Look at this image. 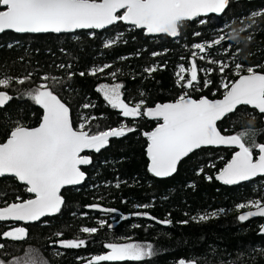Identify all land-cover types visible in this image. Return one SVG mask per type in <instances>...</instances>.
<instances>
[{"label":"trees","instance_id":"obj_1","mask_svg":"<svg viewBox=\"0 0 264 264\" xmlns=\"http://www.w3.org/2000/svg\"><path fill=\"white\" fill-rule=\"evenodd\" d=\"M255 12H264V0H229L220 15L184 22L176 38L147 37L142 30L120 22L103 31L0 34V78L8 76L15 80L32 74L24 84L13 82L7 88H0L14 97L0 109V142L7 138L17 121L29 127L39 123L42 111L24 93L42 82L53 84L51 79L42 81L43 76L60 81L55 91L69 105L74 127L85 118L95 116L88 125L93 133L122 124L135 128L121 138L112 139L99 154H90L92 163L83 169L87 174L85 182L62 190L64 204L59 213L30 225L0 222V234L15 226L27 230L23 240L0 238V244L4 245L0 248V259L7 264L33 249L47 264H87L92 256L106 253L108 243L135 242L151 243L157 254L143 261L98 264H177L181 258L195 264H264V235L259 234L263 220L241 222L239 214L248 209L236 208L250 200H264V177L236 186L218 183L215 174L235 150L214 147L191 153L168 178L152 176L145 157L147 139L142 134L159 122L148 120L143 114L135 119L123 117L96 90L100 84L121 83L125 102L132 106L144 100L143 108L175 101L185 92L195 99L221 98L222 83L237 78L236 63L245 68L264 66V15L253 18ZM220 35L225 40L209 48L204 60L196 59L198 83L191 89L178 85L176 73L179 65L189 66L192 53L197 51L193 45L210 43ZM118 36L117 43L104 47L108 40ZM209 60L221 61L229 67L221 73L219 65ZM105 64L111 67L103 73L89 74L92 68ZM152 67L156 71L151 74L145 71ZM206 69L212 71H203ZM258 70L264 71V68ZM81 72L83 76L79 75ZM112 72L117 73L115 80L110 75ZM69 73L74 74L71 79ZM185 76L187 79L188 75ZM205 81L210 83L205 86ZM85 104L94 106L84 108ZM249 126L256 131V142L264 143L262 115L254 109L241 106L217 124L226 135ZM257 153L254 151V157ZM201 168L203 172L199 171ZM17 196L21 200L31 197L15 178L1 177L0 206L16 202ZM90 205H99V208ZM212 211L219 214L205 221L193 219ZM83 227H96L98 231L83 233ZM61 239H84L86 244L65 248L58 243Z\"/></svg>","mask_w":264,"mask_h":264},{"label":"snow or ice","instance_id":"obj_2","mask_svg":"<svg viewBox=\"0 0 264 264\" xmlns=\"http://www.w3.org/2000/svg\"><path fill=\"white\" fill-rule=\"evenodd\" d=\"M228 3L229 0H0V33L5 30H14L17 33H61L77 29H104L123 21L146 29L149 34H166L175 38L180 36L185 21L208 13H222ZM261 15H264V12L252 13L253 18ZM201 23L204 21L201 20ZM194 35L198 36L200 33ZM119 39L118 36L108 40L104 47L113 46ZM224 40L225 36L220 35L210 43L193 45L197 51L192 53L193 58L187 68L184 64L179 65L176 73L177 84L193 88L198 83L196 59L204 60L207 50ZM209 63L218 64L221 73L229 67L221 61L209 60ZM110 67L111 65L105 64L92 68L89 74L103 73ZM260 68L264 66L245 68L243 64L236 63L235 75L238 78L222 83L224 92L221 99L203 96L193 99L185 92L173 102L158 103L143 112L141 110L145 104L144 100L132 106L125 102L122 98L124 86L121 83L100 84L96 90L103 95L107 104L119 109L125 118L135 119L143 114L161 121L152 131L143 133L148 140V171L154 176H171L183 158L203 146H235L238 151L234 152L232 158L216 175V179L224 184L234 185L264 175V143L256 142V131L251 126L226 135L222 134L217 124L234 113L238 106H251L264 114V71H259ZM145 71L151 74L156 68H148ZM203 71L210 73L212 69ZM185 74L188 75L187 79ZM31 75L29 73L15 80L8 76L0 78V88H7L13 82L24 84L31 79ZM72 75L74 74L69 73V79ZM79 75L83 76L84 73ZM110 75L115 80L117 73L112 72ZM49 79L53 84L42 82L24 93L43 110L39 124L29 127L17 121L7 134V139L0 142V177L13 175L23 182L26 191L34 196L27 200H21L17 196L16 202H6L0 206V221L32 222L59 213L64 203L61 189L68 185H78L85 179L81 166L90 164L91 160L82 155L84 150L99 152L108 145L110 138L123 137L126 133L135 131V128L122 124L93 133L88 125L91 120L97 118L95 116L85 118L74 127L69 105L55 91V85L60 81L56 77H41L42 81ZM208 83L210 81H205V86ZM13 98L7 91L0 90V108ZM91 106L94 105H83L84 108ZM256 150L258 155L254 157ZM199 171L203 172V168ZM207 178L212 179L210 176ZM116 187H119V183ZM88 207L99 208V205ZM236 208L251 209L238 216L241 222L255 216L264 217V200H250L236 205ZM218 214L212 211L193 219L205 221ZM100 223L103 226L104 222ZM81 231L94 234L98 229L83 227ZM261 233H264V225L261 226ZM26 236L27 230L24 227H12L11 230L0 234V238L12 240H23ZM58 243L65 248H80L85 246L86 241L61 239ZM2 247L4 245L0 244V248ZM105 247L108 249L106 253L92 256L87 264H98L101 261H143L157 254L151 243H108ZM0 264L6 262L0 259ZM7 264H47V261L38 251L29 249L22 257H15ZM177 264H195V261L181 258Z\"/></svg>","mask_w":264,"mask_h":264},{"label":"water","instance_id":"obj_3","mask_svg":"<svg viewBox=\"0 0 264 264\" xmlns=\"http://www.w3.org/2000/svg\"><path fill=\"white\" fill-rule=\"evenodd\" d=\"M122 11L123 10H121V14H122ZM221 13H219V14H217V13H208V14H206V15H201V16H199V17H196V18H194V19H192V20H190V21H193V20H195V19H197V18H202V17H207V16H210V15H220ZM118 22H120V23H122L123 25H126V26H132V27H135L134 25H131L130 23H127V22H123V21H118ZM117 22V23H118ZM185 22H189V21H185ZM117 23H115V24H113V25H116ZM113 25H109V26H107L106 28H104V29H77V30H74V31H72V32H61V33H54V32H47V33H17V32H15L14 30H5L4 32H12V33H14V34H21V35H23V34H30V35H34V34H48V33H52V34H56V35H59V34H69V33H74V32H76V31H81V30H84V31H89V30H94V31H103V30H106L107 28H109V27H111V26H113ZM137 30H142L143 31V34L145 35V36H147V37H155V36H160V35H164V36H167V37H169V38H174V37H170V36H168V35H166V34H149V33H147V31H146V29H141V28H137V27H135ZM4 32H2V33H4ZM2 33H0V34H2ZM176 38V37H175ZM238 78V77H237ZM236 78V79H237ZM203 97H205V96H203ZM193 98V97H192ZM222 98V97H221ZM221 98H218V99H221ZM193 99H195V98H193ZM210 99V98H209ZM169 102H173V101H166V102H162V103H160V104H163V103H169ZM9 102H7V104H8ZM6 104V105H7ZM156 104H158V103H156ZM156 104H154V105H152V106H149V107H154ZM5 105V106H6ZM5 106H3L2 108H4ZM239 107H241V106H238V108ZM245 107H249V108H251V109H254V108H252L251 106H245ZM40 108V107H39ZM148 108V107H147ZM1 109V108H0ZM41 109V108H40ZM146 110V109H145ZM254 110H256L259 114H261L262 115V122H263V124H264V114H262V113H260L257 109H254ZM41 111H42V115H43V110L41 109ZM42 115H41V117H42ZM144 117L146 118V119H148V120H155V121H158L159 123L161 122V121H159V120H157V119H155V118H151V117H148V116H145L144 115ZM40 120H41V118H40ZM40 122V121H39ZM158 123V124H159ZM219 123V122H218ZM39 124V123H38ZM37 124V125H38ZM157 124V125H158ZM36 125V126H37ZM156 125V126H157ZM156 126H154L150 131H152ZM35 127V126H34ZM150 131H147V132H150ZM143 133H145V132H143ZM223 134V133H222ZM143 135V134H142ZM143 137L144 138H146L147 139V137L146 136H144L143 135ZM119 138H121V137H119ZM7 139V138H6ZM5 139V140H6ZM112 139H118V138H115V137H113V138H110L109 139V142H108V145L106 146V147H104V148H102L100 151H102V150H104V149H106L108 146H109V143H110V141L112 140ZM147 144H148V140H147ZM209 147H214V148H231V149H234L235 151H238V148H236L235 146H203V147H201V148H209ZM200 148V149H201ZM146 149H147V145H146V147H145V157H146V159H147V161H148V163H147V167H148V165H149V158H148V156H147V152H146ZM197 150H199V149H197ZM197 150H195V151H197ZM99 151V152H100ZM194 151V152H195ZM234 151V152H235ZM99 152H96L95 150H92V149H85L84 150V152L82 153V155H86V156H88L89 158H90V160H91V163H92V157H91V153H93V154H99ZM234 152L232 153V155L234 154ZM257 152H258V150H257ZM191 154V153H190ZM189 154V155H190ZM188 155V156H189ZM257 155H258V153H257ZM186 158V157H185ZM185 158H183V159H185ZM231 158H232V156H231ZM230 158V159H231ZM182 159V160H183ZM181 160V161H182ZM180 161V162H181ZM179 162V163H180ZM90 163V164H91ZM179 163H178V165H179ZM90 164H88V165H82L81 166V170L84 172V168L85 167H88ZM178 165H177V168H178ZM85 173V172H84ZM152 176H154L152 173H150ZM174 174V173H173ZM172 174V175H173ZM218 173H216L215 174V176H214V179L218 182V183H220V184H222V185H224V186H236V185H239V184H242V183H245V182H248V181H251V180H253V179H255V178H257V177H264V175H260V176H257V177H254V178H252V179H250V180H248V181H241V182H239L238 184H234V185H226V184H224L222 181H219V180H217L216 179V175H217ZM171 175V176H172ZM3 177H12V178H15L13 175H5V176H3ZM86 177H87V174L85 173V179L80 183V184H78V185H68V186H65L63 189H65V188H68V187H77V186H81L84 182H85V180H86ZM154 177H156V176H154ZM168 177H170V176H168ZM168 177H156V178H168ZM1 178V177H0ZM16 180H17V178H15ZM17 182L19 183V184H21V185H24L25 187H26V185L23 183V182H20V181H18L17 180ZM63 189H61V192H62V190ZM29 195H31V197L30 198H28V199H31V198H34V196H33V194H31V193H28ZM64 198V197H63ZM27 200V199H26ZM64 204V203H63ZM63 206V205H62ZM61 206V207H62ZM248 210H251V209H248ZM248 210H245V211H248ZM244 212V211H243ZM242 213V212H241ZM240 213V214H241ZM239 214V215H240ZM54 215V214H53ZM53 215H48V216H44V217H50V216H53ZM44 217H41V219L42 218H44ZM256 218H261L263 221H262V225H264V217H260V216H255V217H251V218H249L248 220H246V221H249V220H253V219H256ZM246 221H243V222H246ZM0 222H12V223H20V224H28V223H34V222H36V221H32V222H25V221H11V220H9V221H0ZM261 225V226H262ZM259 234L260 235H264V233H261V227H260V229H259Z\"/></svg>","mask_w":264,"mask_h":264},{"label":"flooded vegetation","instance_id":"obj_4","mask_svg":"<svg viewBox=\"0 0 264 264\" xmlns=\"http://www.w3.org/2000/svg\"><path fill=\"white\" fill-rule=\"evenodd\" d=\"M147 107H145V108H143V111L146 109ZM142 111V110H141ZM142 111V112H143ZM144 116V115H143ZM145 118V117H144ZM30 224H33V223H28V224H26V225H30ZM10 230V229H9Z\"/></svg>","mask_w":264,"mask_h":264},{"label":"rangeland","instance_id":"obj_5","mask_svg":"<svg viewBox=\"0 0 264 264\" xmlns=\"http://www.w3.org/2000/svg\"><path fill=\"white\" fill-rule=\"evenodd\" d=\"M15 227H21V226H15ZM12 228V227H11ZM11 230V229H10Z\"/></svg>","mask_w":264,"mask_h":264}]
</instances>
